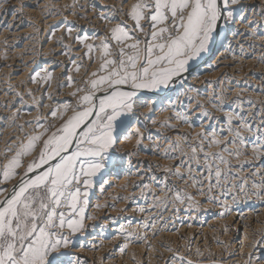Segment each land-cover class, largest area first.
I'll return each mask as SVG.
<instances>
[{
	"label": "snow or ice",
	"instance_id": "snow-or-ice-1",
	"mask_svg": "<svg viewBox=\"0 0 264 264\" xmlns=\"http://www.w3.org/2000/svg\"><path fill=\"white\" fill-rule=\"evenodd\" d=\"M37 9L22 79L0 41V264H264V0H0Z\"/></svg>",
	"mask_w": 264,
	"mask_h": 264
},
{
	"label": "bare ground",
	"instance_id": "bare-ground-1",
	"mask_svg": "<svg viewBox=\"0 0 264 264\" xmlns=\"http://www.w3.org/2000/svg\"><path fill=\"white\" fill-rule=\"evenodd\" d=\"M12 5H18L19 0H11ZM29 3H34L35 0H28ZM42 2H46V0H42ZM65 2H70V0H59V3H65ZM249 2H252V0H249ZM0 19H3L6 23H13L12 29L9 31L5 26H0V41L5 39V37L8 38L9 44L15 45V47L11 50V55L13 56V61H10V63H14V68L20 69L21 70V75L16 76L14 79L18 81L19 79L23 78L24 74V64L21 62L20 58V53L23 51H27V55L23 57V60L25 62L30 61L34 56L35 53L40 52V53H47L49 50L54 46L53 43H50L48 41V35L49 31L47 28V24L52 23V19L48 18L47 21H45V18L42 17L40 10L37 9L35 11L29 10L24 19L23 22L19 18H17L15 21H13V16L11 12L8 14L3 15L0 17ZM39 29V31H37ZM60 33L57 32V36H59ZM50 59V57H48ZM35 59L37 62H40L42 59H45V57L42 56H35ZM231 71V70H229ZM219 73H213L212 76H217ZM208 79L212 78L206 77ZM256 81L253 80V83ZM197 84V87L204 89L206 86L201 83V82H195ZM123 181H118L117 183H121ZM110 193H117L121 194V190L117 188H113L109 190ZM106 197L105 196H100L99 197V202L103 203L105 201ZM94 201L93 203H95ZM108 203H115V201H112L111 199H108ZM123 203H118L117 204V209L120 207H123ZM134 207V206H133ZM92 211H95V209H92ZM246 212H248V209H245ZM261 212H264V208L260 209ZM105 214L109 217H116L118 215L116 210L113 209H105L101 212L98 213L99 219L95 222L90 221L89 223H108V221L105 219ZM124 217H131L133 216V213L131 210L128 212H125ZM137 219L139 217L137 216ZM261 219H264V216L261 217ZM122 223H127V220H122L120 221ZM210 223L217 224V227H219V223L217 221H210ZM135 227V223L132 225ZM236 227L239 225L236 224ZM115 226H113L114 230ZM198 230V229H197ZM205 231H208L207 226H205ZM242 233H241V238H242ZM228 237V236H227ZM172 239H175V237H171ZM226 238V237H225ZM100 239H104V237H100ZM112 239V230L109 231L108 233V238L104 239V248L102 249L103 252H107L112 249V244L116 243L117 241L112 240L110 243L109 241ZM229 239L226 238L225 240ZM137 253H140L142 251L141 248L137 247L134 249ZM247 251V249H245ZM102 253H93V252H86L85 255H87L88 259L91 261L94 257L99 256ZM107 264H128V258L127 257H121L118 252H114V255L112 258H110L107 261Z\"/></svg>",
	"mask_w": 264,
	"mask_h": 264
},
{
	"label": "rangeland",
	"instance_id": "rangeland-1",
	"mask_svg": "<svg viewBox=\"0 0 264 264\" xmlns=\"http://www.w3.org/2000/svg\"><path fill=\"white\" fill-rule=\"evenodd\" d=\"M225 237L228 238L227 236H223L222 238H223V239H226Z\"/></svg>",
	"mask_w": 264,
	"mask_h": 264
}]
</instances>
